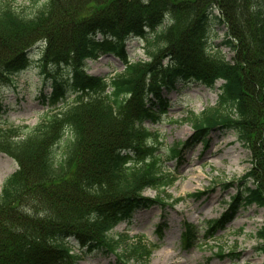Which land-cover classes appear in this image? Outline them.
Masks as SVG:
<instances>
[{
	"label": "trees",
	"instance_id": "16d2710c",
	"mask_svg": "<svg viewBox=\"0 0 264 264\" xmlns=\"http://www.w3.org/2000/svg\"><path fill=\"white\" fill-rule=\"evenodd\" d=\"M11 2L0 1V88L14 85L38 44L51 92L39 97L48 110L28 133L0 128V151L17 163L0 189V264H72L75 244L113 255V264L150 256V245L110 232L134 210L165 205L159 195L143 196L173 183L150 142L157 133L144 125L160 122L169 109L162 90L178 82H222L216 107L189 113L194 137L184 147L207 143L213 129H235L253 158L244 178L255 188L246 181L204 238L241 206L264 207V0H47L29 18ZM212 21L226 27L222 45L234 52L231 61L208 44ZM129 38L143 42L147 60L129 59ZM99 52L118 58L123 71L87 74V60ZM179 149H170L171 159ZM255 236L264 257V222ZM180 240L184 249L198 241L193 224H183Z\"/></svg>",
	"mask_w": 264,
	"mask_h": 264
},
{
	"label": "rangeland",
	"instance_id": "374dc122",
	"mask_svg": "<svg viewBox=\"0 0 264 264\" xmlns=\"http://www.w3.org/2000/svg\"><path fill=\"white\" fill-rule=\"evenodd\" d=\"M2 1V0H0ZM47 0H12V6L24 17L34 16ZM226 32L224 25L211 22L208 44L220 51L227 61L234 52L222 45ZM34 46L30 52L28 67L14 76V85L0 88V128H17L20 133L36 126L42 120L47 107L40 103L41 94L49 95V80L40 74L38 52ZM144 44L136 38L126 41V52L131 61L147 60ZM123 63L114 55L99 52L96 59L88 60L86 73L111 77L123 71ZM60 76L65 72L58 71ZM218 80L212 88L196 82H178L173 89L162 90L168 100L169 109L156 125L145 123L144 127L156 134L150 140L160 160L161 172L171 177L172 184L157 189H146L143 196L148 199L162 197L165 205H153L131 212L130 217L120 222L111 232L112 237L127 236L128 244L141 240L152 248L148 258L138 259L139 264H262L263 255L256 249V232L264 222V207L241 206L218 229L211 238H204L209 221L218 220L229 208L230 197L248 187L255 188L249 177L251 169L250 150L240 141L235 129L220 131L213 129L208 142L196 141L191 148L183 143L194 137V130L187 118L189 113L201 114L205 109L217 105ZM72 99V96L69 97ZM69 103V99L66 100ZM58 108L63 103L57 104ZM27 127V128H26ZM264 134V128H263ZM68 132L55 147V155L63 154V144ZM180 147L177 159L170 158V149ZM17 170V163L0 151V189L3 181ZM193 224L198 232V241L189 249L181 245L183 223ZM160 227V232L158 227ZM75 244L74 240H70ZM124 245L121 244L120 249ZM78 259L72 264H113L111 254L88 253L78 245L72 247ZM127 264H135L129 260Z\"/></svg>",
	"mask_w": 264,
	"mask_h": 264
}]
</instances>
